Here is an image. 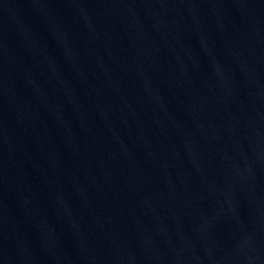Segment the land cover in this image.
<instances>
[{
    "label": "water",
    "instance_id": "water-1",
    "mask_svg": "<svg viewBox=\"0 0 264 264\" xmlns=\"http://www.w3.org/2000/svg\"><path fill=\"white\" fill-rule=\"evenodd\" d=\"M0 264H264V0H0Z\"/></svg>",
    "mask_w": 264,
    "mask_h": 264
}]
</instances>
